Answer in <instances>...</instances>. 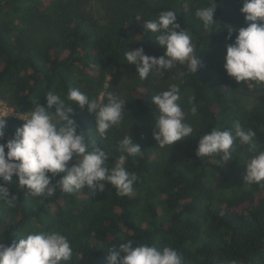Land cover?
Listing matches in <instances>:
<instances>
[{
  "label": "trees",
  "instance_id": "obj_1",
  "mask_svg": "<svg viewBox=\"0 0 264 264\" xmlns=\"http://www.w3.org/2000/svg\"><path fill=\"white\" fill-rule=\"evenodd\" d=\"M89 1L0 0V87L7 88L18 111H30L39 102L47 106L49 92L67 102L70 89L100 101V95L111 90L106 83L113 69L131 75L133 65L125 60L129 49L142 47L153 57L163 54L144 24L162 11H174L176 22L192 36L201 63L194 75L186 65H176L178 102L181 108H197L185 156L165 157L155 141L121 127L114 126L102 137L86 106L72 104L86 142L109 154V168L126 155L120 145L124 136L130 134L140 146L142 152L127 157L123 165L137 177L133 191L121 196L106 184L103 192L85 188L64 194L57 189L34 197L13 177L8 187L17 201L11 208L0 201V241L7 245L33 232H59L73 248L67 264H106L107 251L128 240L172 247L183 264H264V186L248 184L237 196L214 197L217 185L230 178L242 145L234 142L232 159L226 162L219 156L195 155L202 135L232 129L237 121L256 133L264 150V97L250 107L242 105L236 82L215 58V48L232 42L225 39V26H246L242 0H215L217 25L211 30L195 15L210 0H101L103 13L98 16L90 11ZM131 77L126 86L133 110L158 113L151 97L170 87L157 88ZM7 116L5 140L23 123Z\"/></svg>",
  "mask_w": 264,
  "mask_h": 264
},
{
  "label": "clouds",
  "instance_id": "obj_2",
  "mask_svg": "<svg viewBox=\"0 0 264 264\" xmlns=\"http://www.w3.org/2000/svg\"><path fill=\"white\" fill-rule=\"evenodd\" d=\"M216 8L215 0H210L209 6L197 9L195 15L205 30L217 25ZM240 12L244 15L245 27L225 26V39L232 42L225 45L223 68L236 83L264 90V0H242ZM176 21V12L168 10L144 24V31L155 34L156 43L164 49L159 57L147 55L142 47L125 53L126 63L135 66L141 80L150 74L163 75L177 64L186 65L193 75L201 67L192 36ZM45 98L47 106L39 102L17 117L23 123L7 140L4 138L8 116L0 114V141H3L0 142V201L7 207L15 206L17 196L8 187L13 177L17 186L27 189L34 197L52 195L57 189L64 194L85 188L93 193L103 192L106 184L121 196L130 194L137 177L123 165L127 157L142 152L140 146L133 143L130 134L124 136L120 145L126 155L119 157L118 166L109 168L106 165L109 154L86 142L73 118L76 110L72 106L75 104L79 109L86 106L94 118L95 130L103 137L121 123L126 101L112 92L104 93V101L90 100L79 89L69 90L67 102L51 92ZM179 100L176 85L151 97L158 111L152 138L161 148L170 149L176 142L192 137L194 129L185 122ZM190 112L195 115L197 108L193 106ZM255 136L253 130L245 131L237 121L232 129H212L202 135L195 155L197 158L219 156L229 161L234 142L238 140L254 153L245 162L243 181L264 186V150H258ZM72 256L68 237L59 232H33L11 239L7 245L0 241V264H67ZM106 264H183V261L172 247L134 245L128 240L107 251Z\"/></svg>",
  "mask_w": 264,
  "mask_h": 264
},
{
  "label": "rangeland",
  "instance_id": "obj_3",
  "mask_svg": "<svg viewBox=\"0 0 264 264\" xmlns=\"http://www.w3.org/2000/svg\"><path fill=\"white\" fill-rule=\"evenodd\" d=\"M89 9L91 12L101 15L103 13V4L101 0H90L89 1ZM215 55L221 63H224V55H225V47L218 46L215 48ZM131 75L138 77L136 74L135 66L133 65L130 68ZM131 75H128L122 69L117 71L116 69L112 70V73L107 77L106 87H111L109 92L114 93L115 95L120 96L126 101L125 104V111L123 112V119L121 123L115 127L121 129L125 128L130 131L136 132L140 136H145L153 141L152 138V131L153 125L155 123V117L158 113L154 114H140L133 110L131 105L128 101L127 89L126 86L127 82L132 79ZM179 78V70L175 66L173 69L169 71H164L163 75L159 74H150L147 79L144 81L151 82L155 87L162 88V87H170L177 82ZM237 84L238 93L241 101L243 102L242 105L246 107H250L255 101L260 98L264 97V90H260L254 87L246 88L243 82ZM100 101H104V93L100 95ZM106 102V101H105ZM250 105V106H249ZM185 113V122L195 127L196 117L190 112V109L182 108ZM26 111H18L14 105L12 104L11 100L9 99V92L6 87H0V114L6 115H13L19 117L21 113ZM121 127V128H120ZM246 131V130H245ZM187 138V137H186ZM186 138L181 141L176 142L174 145L168 148H159L161 149V153L163 156H176V157H184L185 156V147L184 143ZM255 142L257 143L256 139ZM258 145V143H257ZM258 150L259 146H258ZM254 153H250L247 150L246 146L242 145V150L240 152L239 158L233 168L232 174L230 178L226 181L220 182L214 192L215 198L221 197H234L239 195L243 190L248 187V183L243 181V175L245 172V162L246 160L253 155Z\"/></svg>",
  "mask_w": 264,
  "mask_h": 264
}]
</instances>
